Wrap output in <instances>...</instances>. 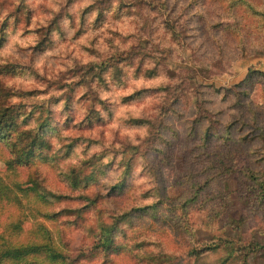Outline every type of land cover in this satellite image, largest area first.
<instances>
[{"label":"clouds","instance_id":"1","mask_svg":"<svg viewBox=\"0 0 264 264\" xmlns=\"http://www.w3.org/2000/svg\"><path fill=\"white\" fill-rule=\"evenodd\" d=\"M0 264H264V0H0Z\"/></svg>","mask_w":264,"mask_h":264}]
</instances>
